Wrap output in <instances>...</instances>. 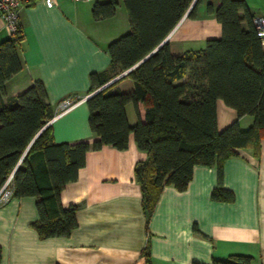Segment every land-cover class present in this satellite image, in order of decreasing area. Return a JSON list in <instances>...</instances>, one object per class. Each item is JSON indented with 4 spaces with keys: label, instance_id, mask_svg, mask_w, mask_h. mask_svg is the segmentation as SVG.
<instances>
[{
    "label": "crops",
    "instance_id": "0c3cea01",
    "mask_svg": "<svg viewBox=\"0 0 264 264\" xmlns=\"http://www.w3.org/2000/svg\"><path fill=\"white\" fill-rule=\"evenodd\" d=\"M95 1L105 0H53L52 6L33 0L19 9L23 66L6 81V94L18 95L43 81L56 110L50 124L58 143L98 139L86 103L90 73L110 68L108 43L131 27L123 0L113 16L102 19L93 17ZM246 1L255 16L264 17V0ZM221 2L202 0L195 16L184 14L163 40L174 54L203 48L208 39L222 35L215 14ZM10 35L0 20V43ZM117 86L132 90L134 82L124 77ZM65 101L71 104L63 108ZM216 105L219 129L236 119L243 129L254 123V116L238 117L221 98ZM125 108L128 122L135 124V104ZM139 111L144 115L142 103ZM146 159L133 133L125 149L104 144L89 150L78 177L60 194L63 205L78 206V224L67 236L39 235L32 225L39 218L36 196H12L0 204V264H147L146 248L150 264H211L234 253L264 264V138L258 154L249 146L225 160L223 185L234 192L233 199L213 198L218 167L197 164L185 189L172 184L163 188L150 218L135 175L137 162Z\"/></svg>",
    "mask_w": 264,
    "mask_h": 264
},
{
    "label": "trees",
    "instance_id": "16d2710c",
    "mask_svg": "<svg viewBox=\"0 0 264 264\" xmlns=\"http://www.w3.org/2000/svg\"><path fill=\"white\" fill-rule=\"evenodd\" d=\"M201 1L123 0L131 27L108 43L110 68L90 73L91 95L86 103L90 127L98 136L92 142L54 140L49 121L56 110L43 81L36 80L18 95L6 94V81L23 66L21 23L1 41L0 189L12 175L13 196L37 197L39 218L32 225L41 237L67 236L77 226L78 206L63 205L60 194L78 177L86 153L104 144L125 149L132 133L137 146L147 153L146 160L137 162L135 175L148 218L163 188L172 184L185 189L197 164L218 167L213 198H234V192L223 185V164L240 148L252 146L258 154L264 138L263 36L246 0H222L215 10L222 35L208 39L203 48L174 54L170 43L162 41L186 12L195 16ZM117 6L118 0L95 1L93 17H111ZM128 69L119 80L130 77L132 90L119 88V80L104 87ZM220 98L236 109L238 117L254 116V123L243 129L236 119L219 129L216 103ZM129 102L138 112L133 125L126 114ZM144 254L150 264L147 248ZM252 258L234 253L214 258L211 264H252Z\"/></svg>",
    "mask_w": 264,
    "mask_h": 264
},
{
    "label": "built area",
    "instance_id": "2783aa9c",
    "mask_svg": "<svg viewBox=\"0 0 264 264\" xmlns=\"http://www.w3.org/2000/svg\"><path fill=\"white\" fill-rule=\"evenodd\" d=\"M30 0H0V20L5 22V25L13 34L18 30L19 9L21 6L28 4ZM81 1V0H76ZM47 5L52 6L53 0H46ZM254 21L258 25L259 33L263 36L264 43V17L255 16ZM71 104V101H65L61 106L66 108ZM51 121H49L50 123ZM12 175L9 176L5 184L0 189V204H4L13 196V189L10 187Z\"/></svg>",
    "mask_w": 264,
    "mask_h": 264
},
{
    "label": "water",
    "instance_id": "95a60500",
    "mask_svg": "<svg viewBox=\"0 0 264 264\" xmlns=\"http://www.w3.org/2000/svg\"><path fill=\"white\" fill-rule=\"evenodd\" d=\"M163 42H165V41H163ZM163 42H162V43H163ZM162 43H161V44H162ZM161 44H160V45H161ZM152 52H153V51H152ZM152 52H151V53H152ZM151 53H149V54H148L146 57H144L142 60H144L145 58H147ZM142 60H141V61H142ZM141 61H140V62H141ZM129 70H130V69L126 70L124 73H127ZM113 81H114V80L109 81L106 85H104V87L107 86V85H109V84L112 83ZM101 88H103V87H101ZM101 88H99L98 90H100Z\"/></svg>",
    "mask_w": 264,
    "mask_h": 264
}]
</instances>
